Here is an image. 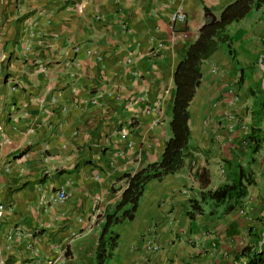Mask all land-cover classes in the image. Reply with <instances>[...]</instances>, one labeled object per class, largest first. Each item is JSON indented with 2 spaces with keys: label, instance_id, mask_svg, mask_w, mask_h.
<instances>
[{
  "label": "crops",
  "instance_id": "crops-1",
  "mask_svg": "<svg viewBox=\"0 0 264 264\" xmlns=\"http://www.w3.org/2000/svg\"><path fill=\"white\" fill-rule=\"evenodd\" d=\"M233 1L0 0V264H95L122 176L162 158L175 71L206 10L220 16ZM178 10L188 21L173 39ZM228 32L232 54L220 45L201 64L184 166L150 181L134 218L114 227L109 264L263 263L264 4ZM233 95L250 103L246 130L233 114L211 131ZM254 129L261 148L241 155L240 133ZM241 170L244 196L210 197Z\"/></svg>",
  "mask_w": 264,
  "mask_h": 264
},
{
  "label": "trees",
  "instance_id": "trees-1",
  "mask_svg": "<svg viewBox=\"0 0 264 264\" xmlns=\"http://www.w3.org/2000/svg\"><path fill=\"white\" fill-rule=\"evenodd\" d=\"M264 0H235L228 4L220 16H215L206 10V21L200 28L199 36L192 42L179 62L175 71L176 91L173 101L172 119L170 120L171 137L168 139L165 151L159 161L151 162L135 173H125L127 187L113 211L103 216L95 264H109V259L118 244L119 234L114 227L125 220H132L139 206L148 183L153 179L174 174L185 164V152L190 140V110L189 106L201 83V64L223 44L233 52L232 45L237 38L228 32V27L247 16L252 10L258 9ZM261 130V129H259ZM262 132L254 129L250 134L251 153L261 148ZM240 171L239 177L232 183H225L214 191L210 197L221 200H232L244 196L249 178ZM246 181V182H245ZM232 206V205H231ZM229 206V207H231ZM102 218V217H101ZM261 260H259L260 262ZM264 264V259L262 260ZM255 263V264H259Z\"/></svg>",
  "mask_w": 264,
  "mask_h": 264
},
{
  "label": "rangeland",
  "instance_id": "rangeland-1",
  "mask_svg": "<svg viewBox=\"0 0 264 264\" xmlns=\"http://www.w3.org/2000/svg\"><path fill=\"white\" fill-rule=\"evenodd\" d=\"M221 45H223V44H221ZM226 48H227V46H226ZM227 50H228V48H227ZM229 52H230V54H232V51L229 50ZM233 97H234V95L232 96V98L230 100H232ZM237 101L235 103H232V102L228 101V105L223 110V114H222L221 119H213L212 120V124L210 126L211 131H213V129H217L216 131L218 132V130H221L222 128H225L223 123H228V125L229 124H233V117H232L233 114H235L239 118V122H240V119L242 117L241 110L244 112L246 109L247 110L251 109L249 102L242 103V101L241 102H237ZM214 106H216V104H213V106H211L209 108H205V110L208 109V110L212 111L214 109V108L212 109V107H214ZM223 106L224 105L222 104V107ZM240 108H244V109H240ZM246 117H248V119L247 118L245 119L244 117H242L243 125L242 124L239 125V127L241 128L242 131L246 130L245 121L248 124V122H250V120H251L250 119V115H247V113H246ZM224 121H226V122H224ZM205 122H208V120H205ZM217 124H218V126H217ZM228 125L226 124L227 128H229ZM205 126H208V125L205 124ZM217 132H213V136H211V137L205 135V151L206 152H208L210 150L209 147H210L211 144L213 145L214 143L219 141V137L216 136L218 134ZM249 134H250V130H249V132L247 134H244V132L240 133V137H241L240 138V140H241V144L240 145H241V149H242L241 150V155H245V154L250 153L251 140H250V137H249L250 135ZM243 150H246V151H243Z\"/></svg>",
  "mask_w": 264,
  "mask_h": 264
},
{
  "label": "built area",
  "instance_id": "built-area-1",
  "mask_svg": "<svg viewBox=\"0 0 264 264\" xmlns=\"http://www.w3.org/2000/svg\"><path fill=\"white\" fill-rule=\"evenodd\" d=\"M171 27H172V38L176 39V38H183L185 37V32L183 30V28H179V26L182 24L183 26H185V24H187V14L182 11V10H178L177 12L173 13L171 16ZM158 48L163 47V43L160 42L158 43ZM77 50H79V48H77ZM92 51L91 50H87V53L90 54ZM238 100L237 96L234 95L233 99L230 100V102L235 103ZM94 103H98V99H94L93 100ZM59 197L61 199H66L67 194L65 191L61 190L59 192ZM3 209H5V206L3 204H0V214L3 213ZM8 237V236H7ZM155 250L159 249V244L154 245Z\"/></svg>",
  "mask_w": 264,
  "mask_h": 264
}]
</instances>
